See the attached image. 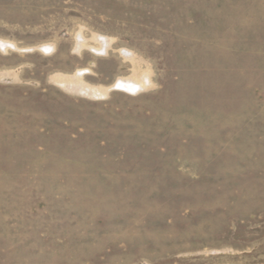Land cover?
Wrapping results in <instances>:
<instances>
[{
	"label": "rangeland",
	"instance_id": "obj_1",
	"mask_svg": "<svg viewBox=\"0 0 264 264\" xmlns=\"http://www.w3.org/2000/svg\"><path fill=\"white\" fill-rule=\"evenodd\" d=\"M0 264H264V0H0Z\"/></svg>",
	"mask_w": 264,
	"mask_h": 264
}]
</instances>
